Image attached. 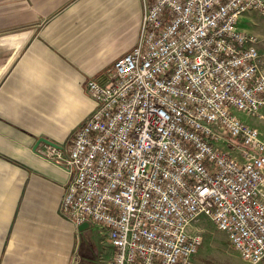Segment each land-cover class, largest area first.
Segmentation results:
<instances>
[{
	"label": "built area",
	"instance_id": "2783aa9c",
	"mask_svg": "<svg viewBox=\"0 0 264 264\" xmlns=\"http://www.w3.org/2000/svg\"><path fill=\"white\" fill-rule=\"evenodd\" d=\"M137 44L87 81L97 107L68 148L37 151L71 181L64 215L94 222L109 264H194L209 216L248 264L264 259L259 37L241 27L264 0H143Z\"/></svg>",
	"mask_w": 264,
	"mask_h": 264
},
{
	"label": "crops",
	"instance_id": "0c3cea01",
	"mask_svg": "<svg viewBox=\"0 0 264 264\" xmlns=\"http://www.w3.org/2000/svg\"><path fill=\"white\" fill-rule=\"evenodd\" d=\"M143 12V0H0V264L113 258L94 222L81 230L64 215L71 175L35 147H70L97 107L87 81L137 44ZM240 116L264 134V117Z\"/></svg>",
	"mask_w": 264,
	"mask_h": 264
},
{
	"label": "rangeland",
	"instance_id": "374dc122",
	"mask_svg": "<svg viewBox=\"0 0 264 264\" xmlns=\"http://www.w3.org/2000/svg\"><path fill=\"white\" fill-rule=\"evenodd\" d=\"M242 28L256 34L260 44L264 43V14L258 11L246 12ZM250 27H249V25ZM244 118L259 119L255 115L239 112ZM192 229L202 233L203 241L194 256V264H248L227 240L224 231L217 228L214 221L206 214H201L193 221Z\"/></svg>",
	"mask_w": 264,
	"mask_h": 264
},
{
	"label": "water",
	"instance_id": "95a60500",
	"mask_svg": "<svg viewBox=\"0 0 264 264\" xmlns=\"http://www.w3.org/2000/svg\"><path fill=\"white\" fill-rule=\"evenodd\" d=\"M41 142L48 143V144H51L53 146L61 147L60 144H58V143H56V142H54V141H52L50 139H47V138H43L42 137V138H40L38 140V143H37V145L35 147L36 149L38 147V144L41 143ZM89 226H90V222L89 221H85V222H83L82 224L79 225V229L83 230V229H85L86 227H89Z\"/></svg>",
	"mask_w": 264,
	"mask_h": 264
}]
</instances>
